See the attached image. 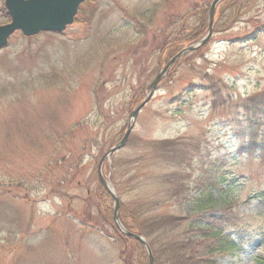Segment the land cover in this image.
<instances>
[{
	"label": "rangeland",
	"instance_id": "rangeland-1",
	"mask_svg": "<svg viewBox=\"0 0 264 264\" xmlns=\"http://www.w3.org/2000/svg\"><path fill=\"white\" fill-rule=\"evenodd\" d=\"M211 1L96 0L63 32H17L0 49V264H123L96 205L98 160L170 56L165 40L196 24ZM225 6L216 7L209 40L163 76L102 173L109 181L114 173L122 199L158 195L159 211L182 212L191 226L221 216L242 246L204 264H264V163L238 152L247 99L264 102V0ZM252 121L264 129V114ZM162 139L174 140L175 165L153 157L151 142ZM166 172L184 185L179 197L160 182ZM212 175L224 179L226 205L212 187L205 191L214 201L204 200Z\"/></svg>",
	"mask_w": 264,
	"mask_h": 264
},
{
	"label": "trees",
	"instance_id": "trees-1",
	"mask_svg": "<svg viewBox=\"0 0 264 264\" xmlns=\"http://www.w3.org/2000/svg\"><path fill=\"white\" fill-rule=\"evenodd\" d=\"M91 2L95 1L90 0L85 3ZM243 3H246V1L226 0V8L239 10ZM206 11L207 9L201 8L197 12L199 16L197 23L192 26L190 25L186 33L183 31H177L174 37L169 38L170 41L165 40L164 46L169 48V55L176 52L178 45L193 43L205 33L207 27ZM138 17L142 16L138 15ZM141 99L142 98H139L138 94L136 95L134 102L138 103ZM247 100L244 108L245 114L248 119H250V123L246 125L242 131L244 144L240 146L238 152L241 154L256 156L262 163H264V129L259 130L256 122L252 121V118L256 114H264V102L255 100L254 98H249ZM151 144L154 148L153 150L156 151L153 155L154 158L159 159L160 162L167 166H171L170 164L175 165L174 158L177 157V155H174L175 157L173 158V155L171 154V148L174 144L173 139L153 140ZM113 175L114 173L111 172L110 179L114 184ZM210 177L209 180L206 179L205 189L202 193L204 194V200L208 199L214 201L212 198L209 199V196L205 191L212 187L219 190L220 193V197L215 199V202L217 203V201H221L222 205H226L227 197L225 196V190L224 188H221L224 179L220 180L214 175ZM159 179L167 188L169 184H174L170 190L172 196L179 197V192L184 191V185L179 187L180 182H178L179 178L176 173H163L159 176ZM96 183L97 184L93 190L96 205L98 210L104 215V218L102 217L103 221L107 224L115 241L119 242L120 247L118 249V259H120L123 264H147V255L144 248L133 238L127 237L121 233L114 225L111 216V199L98 181ZM137 183V176L134 175L131 179L130 188ZM160 186L162 187V185ZM116 191L119 197V219L121 223L127 230L141 234L145 237L152 251L154 264L210 263L213 262L209 259L210 257L213 258L216 254L223 251H237L242 246L240 236L238 239H234L230 234L224 232L226 224L223 225L221 223V216H212L207 221H202V223L200 221L195 226H191L190 218L184 216L182 212L166 210L159 211L156 208L157 203L152 202L159 199L158 195H156L152 201L144 203L143 201H126L122 199V193L118 187L116 188ZM160 191L163 195L166 192L163 187ZM262 194H264V192ZM184 198H186V196H184ZM201 199H203V197H198L195 203L196 208L202 209V206L199 205V200ZM101 203H104L106 215L100 206ZM149 203L150 205L148 206ZM202 205L205 206L203 203ZM181 227L182 229L179 230Z\"/></svg>",
	"mask_w": 264,
	"mask_h": 264
},
{
	"label": "water",
	"instance_id": "water-1",
	"mask_svg": "<svg viewBox=\"0 0 264 264\" xmlns=\"http://www.w3.org/2000/svg\"><path fill=\"white\" fill-rule=\"evenodd\" d=\"M83 1L84 0H4V7L9 15L10 21L0 25V48L6 45L8 36L16 30H20L26 37L36 35L41 31L62 32L67 25L72 23L78 6ZM219 1L220 0H212L210 3L207 33L196 43L181 49L164 64L149 84V91L144 100L130 112L127 128L122 138L103 154L97 165L98 180L112 199V219L114 224L122 233L137 240L144 247L148 258L147 264H153V256L148 243L142 235L128 231L120 222L118 213L119 199L112 185L101 173V166L104 159L108 158L112 152L124 145L139 109L151 97L157 82L164 75L169 66L182 54L197 49L210 38L212 34L213 12Z\"/></svg>",
	"mask_w": 264,
	"mask_h": 264
},
{
	"label": "bare ground",
	"instance_id": "bare-ground-1",
	"mask_svg": "<svg viewBox=\"0 0 264 264\" xmlns=\"http://www.w3.org/2000/svg\"><path fill=\"white\" fill-rule=\"evenodd\" d=\"M204 44H205V43H204ZM204 44H203V45H204Z\"/></svg>",
	"mask_w": 264,
	"mask_h": 264
}]
</instances>
